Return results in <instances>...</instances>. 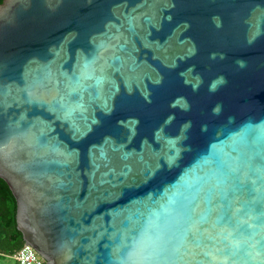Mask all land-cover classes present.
<instances>
[{"label":"water","instance_id":"obj_1","mask_svg":"<svg viewBox=\"0 0 264 264\" xmlns=\"http://www.w3.org/2000/svg\"><path fill=\"white\" fill-rule=\"evenodd\" d=\"M0 178L45 264H264V0H3Z\"/></svg>","mask_w":264,"mask_h":264},{"label":"trees","instance_id":"obj_2","mask_svg":"<svg viewBox=\"0 0 264 264\" xmlns=\"http://www.w3.org/2000/svg\"><path fill=\"white\" fill-rule=\"evenodd\" d=\"M3 0H0V3ZM16 200L7 183L0 178V255L11 257L25 243L16 227Z\"/></svg>","mask_w":264,"mask_h":264},{"label":"built area","instance_id":"obj_3","mask_svg":"<svg viewBox=\"0 0 264 264\" xmlns=\"http://www.w3.org/2000/svg\"><path fill=\"white\" fill-rule=\"evenodd\" d=\"M15 264H45L44 259L28 244L11 256Z\"/></svg>","mask_w":264,"mask_h":264},{"label":"rangeland","instance_id":"obj_4","mask_svg":"<svg viewBox=\"0 0 264 264\" xmlns=\"http://www.w3.org/2000/svg\"><path fill=\"white\" fill-rule=\"evenodd\" d=\"M0 264H13V262L7 256L0 255Z\"/></svg>","mask_w":264,"mask_h":264},{"label":"crops","instance_id":"obj_5","mask_svg":"<svg viewBox=\"0 0 264 264\" xmlns=\"http://www.w3.org/2000/svg\"><path fill=\"white\" fill-rule=\"evenodd\" d=\"M10 260H12L13 264H15L14 260L12 257H8Z\"/></svg>","mask_w":264,"mask_h":264}]
</instances>
